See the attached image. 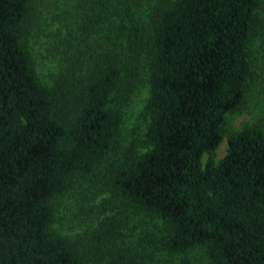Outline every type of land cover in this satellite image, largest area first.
Here are the masks:
<instances>
[{
	"label": "trees",
	"instance_id": "trees-1",
	"mask_svg": "<svg viewBox=\"0 0 264 264\" xmlns=\"http://www.w3.org/2000/svg\"><path fill=\"white\" fill-rule=\"evenodd\" d=\"M263 5L168 0L148 41L141 23L122 22L127 51L116 41L79 46L65 80L49 87L28 45L34 0H0V264H89L85 243L54 229L56 200L109 161L125 120L117 94L134 71L126 55L148 46L147 148L113 167L105 190L161 223L150 242L168 254L203 247L210 264H264V125L230 132L216 158L255 72ZM120 226L117 214L102 219L92 252L138 264L117 241Z\"/></svg>",
	"mask_w": 264,
	"mask_h": 264
},
{
	"label": "rangeland",
	"instance_id": "rangeland-1",
	"mask_svg": "<svg viewBox=\"0 0 264 264\" xmlns=\"http://www.w3.org/2000/svg\"><path fill=\"white\" fill-rule=\"evenodd\" d=\"M168 0H131L120 3L113 0L105 8L103 0H34L35 10L28 29V45L42 82L51 87L65 80L68 70L74 66V52L79 46L120 42L118 28L122 22L133 21L144 26L146 40L151 23L159 9ZM262 23L264 5L259 12ZM264 25L258 23L254 32L250 55L255 72L248 85L245 101L238 110L228 113L224 124V139L216 151V158L224 157L228 148V134L248 125H264ZM91 36V39H90ZM149 46L132 56L127 53V63L133 72L125 73L124 84L118 92V102L124 109V125L116 146L106 162L95 174L79 178L71 192L56 200V231L81 239L89 248V264H107L102 255L92 252L90 233L102 219L117 214L121 220L120 246L134 252L138 264H210L203 247H197L183 255H171L155 247L151 237L161 232L162 225L153 216L129 206L110 190H105L113 167L134 151L142 153L147 148L146 133L151 120V63ZM206 155L204 161L206 162ZM186 262V263H185Z\"/></svg>",
	"mask_w": 264,
	"mask_h": 264
}]
</instances>
